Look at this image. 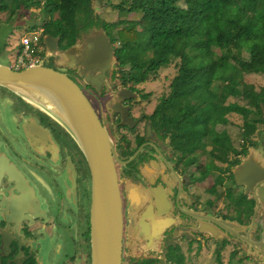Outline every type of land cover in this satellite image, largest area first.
<instances>
[{
	"label": "flooded vegetation",
	"instance_id": "1",
	"mask_svg": "<svg viewBox=\"0 0 264 264\" xmlns=\"http://www.w3.org/2000/svg\"><path fill=\"white\" fill-rule=\"evenodd\" d=\"M94 29L101 27L77 41L90 39ZM36 32L33 46L42 54L37 65L66 74L80 87L114 144L123 264H264V140L252 133L248 145L237 149L226 130L216 129L230 146L183 145L144 106L110 38L116 64L98 89L65 56L77 41L63 48L61 38L53 37L58 46L52 55L44 30ZM1 89L0 264H92V189L79 148L50 116ZM248 158L253 166L243 174L251 179L247 186L236 171ZM133 191L140 195L142 225L136 239L129 235Z\"/></svg>",
	"mask_w": 264,
	"mask_h": 264
},
{
	"label": "trees",
	"instance_id": "2",
	"mask_svg": "<svg viewBox=\"0 0 264 264\" xmlns=\"http://www.w3.org/2000/svg\"><path fill=\"white\" fill-rule=\"evenodd\" d=\"M184 1L141 0L134 7L132 0H121L111 7L118 11L117 23L100 20L94 0H2L0 11L12 18L18 10L41 8L50 20L34 24L32 32L42 28L43 35L60 37L63 48L88 30L103 28L119 64L134 61L126 74L136 86L156 82L162 71L173 69L155 118L169 125L183 145L230 146L216 129L232 115L264 126V88L257 91L246 83L244 65V52L256 46L264 61V0H192L194 8L181 7ZM137 91L144 100L151 98Z\"/></svg>",
	"mask_w": 264,
	"mask_h": 264
},
{
	"label": "water",
	"instance_id": "3",
	"mask_svg": "<svg viewBox=\"0 0 264 264\" xmlns=\"http://www.w3.org/2000/svg\"><path fill=\"white\" fill-rule=\"evenodd\" d=\"M90 36L84 42L78 40L65 56L70 55L74 66L84 71L86 82L99 89L109 79L106 73L112 72L116 58L103 28L91 30ZM44 44L52 55H57L53 49L58 46L57 39L46 36ZM0 87L46 113L70 135L91 181L92 264H123L125 227L114 144L80 87L66 74L42 65L17 72L2 64ZM250 159L236 171L238 182L247 186L251 179L243 174L252 169ZM130 202L129 235L136 239L142 228L138 191L131 193Z\"/></svg>",
	"mask_w": 264,
	"mask_h": 264
},
{
	"label": "rangeland",
	"instance_id": "4",
	"mask_svg": "<svg viewBox=\"0 0 264 264\" xmlns=\"http://www.w3.org/2000/svg\"><path fill=\"white\" fill-rule=\"evenodd\" d=\"M44 2V0H42ZM133 6H138L141 0H132ZM121 0H94V10L96 15L100 18V20L107 23H117L120 19L118 17V11H115L112 5H118ZM0 2V7H1ZM254 5V3L252 4ZM181 7L184 8H194V3L192 0H187L181 2ZM57 17V16H56ZM129 20H135L134 16L128 18ZM50 18H47L42 12L41 8L32 7L28 11L18 10V12L10 18V13L8 11H0V63L2 65L8 67H14L15 62L18 58L19 46L21 43V39L25 34L31 37L32 42H34L35 36L32 32V26L34 24L42 25L49 21ZM141 26L145 29H148L149 24L142 21ZM36 33L42 32V28L36 30ZM145 37L147 35H144ZM147 39L144 38L143 43L145 44ZM38 59H42V54L35 53ZM131 60L127 64L123 66V70L128 71L131 69V66L135 63ZM244 65L245 71L247 72L245 75L246 83L249 85H253L257 91L261 88H264V61L260 59L259 48L256 46L252 50H246L244 52ZM173 69H169L166 71H162L160 75V79L156 82L148 81L140 86H136L137 88L144 91L145 95H151V98L144 103V106L149 111H154L159 102L160 98L164 95L167 90V85L170 82V79L173 77ZM143 72V70H142ZM142 73H139L141 76ZM138 77V76H137ZM169 78L168 81L165 79ZM0 90H3L0 88ZM230 122L227 126H219L217 128L218 132L226 130L229 138L232 141V144L240 149L246 143L247 137H251L253 135L254 140H259L260 142L264 140V126L263 124H254V122H244L240 119L239 116L232 115L230 117ZM253 133V134H252ZM252 134V135H250ZM222 134H218L221 136ZM223 136H221L222 138ZM210 145L211 143L208 142ZM207 143V145H208ZM75 145V144H74ZM259 149H264V144L261 143ZM87 176L88 173H87ZM217 205V204H216ZM210 263H212V258L210 259Z\"/></svg>",
	"mask_w": 264,
	"mask_h": 264
},
{
	"label": "built area",
	"instance_id": "5",
	"mask_svg": "<svg viewBox=\"0 0 264 264\" xmlns=\"http://www.w3.org/2000/svg\"><path fill=\"white\" fill-rule=\"evenodd\" d=\"M33 43L31 37L27 34L21 39V51H19L17 61L13 67L15 71H23L37 65L36 48L33 46Z\"/></svg>",
	"mask_w": 264,
	"mask_h": 264
},
{
	"label": "clouds",
	"instance_id": "6",
	"mask_svg": "<svg viewBox=\"0 0 264 264\" xmlns=\"http://www.w3.org/2000/svg\"><path fill=\"white\" fill-rule=\"evenodd\" d=\"M13 69V68H12ZM14 70V69H13Z\"/></svg>",
	"mask_w": 264,
	"mask_h": 264
}]
</instances>
